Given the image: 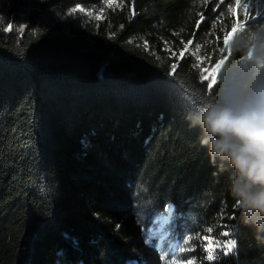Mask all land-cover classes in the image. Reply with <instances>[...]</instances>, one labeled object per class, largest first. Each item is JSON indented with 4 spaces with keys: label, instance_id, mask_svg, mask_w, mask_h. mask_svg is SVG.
I'll list each match as a JSON object with an SVG mask.
<instances>
[{
    "label": "trees",
    "instance_id": "obj_1",
    "mask_svg": "<svg viewBox=\"0 0 264 264\" xmlns=\"http://www.w3.org/2000/svg\"><path fill=\"white\" fill-rule=\"evenodd\" d=\"M228 5L0 0V264H264V233L185 120L239 55L220 51ZM205 236L236 248L208 260Z\"/></svg>",
    "mask_w": 264,
    "mask_h": 264
},
{
    "label": "clouds",
    "instance_id": "obj_2",
    "mask_svg": "<svg viewBox=\"0 0 264 264\" xmlns=\"http://www.w3.org/2000/svg\"><path fill=\"white\" fill-rule=\"evenodd\" d=\"M235 50L214 98L185 120L199 130L212 162L227 170L239 218L264 233V25L250 29Z\"/></svg>",
    "mask_w": 264,
    "mask_h": 264
},
{
    "label": "snow or ice",
    "instance_id": "obj_3",
    "mask_svg": "<svg viewBox=\"0 0 264 264\" xmlns=\"http://www.w3.org/2000/svg\"><path fill=\"white\" fill-rule=\"evenodd\" d=\"M253 7L257 9V13L260 17L259 22H264V0H244L243 3H241V0H235V7L232 6V2L231 0H229L228 11L232 14V16L234 17V20L231 23V31H226L223 34V47L220 49L221 52H224L225 50H227L229 55H231L233 51V47H236L239 44L240 39L244 38L248 34V32H246L243 36L240 37V39H236L235 34L237 33V31L238 30L241 32L244 31V23L239 19L238 10H242L244 20L247 21L249 18V10ZM80 11H83V9H80ZM133 15H135L134 12H133ZM253 19H255V17H253ZM201 20H203V16H201ZM262 25H264V23H262ZM197 26H199V21L197 22ZM11 27L12 26L9 25L8 29L11 30ZM20 30L23 31V29H20ZM191 43L192 41L189 40L188 44H191ZM199 50H200L199 46H197V52ZM184 51H187V45H185ZM184 51H181L180 53L181 58L184 55ZM250 55L251 53H249V56ZM228 58L229 56H221L215 62V64L211 67V69H208V68L201 69L202 72L207 73L206 75H202V80L208 81L209 78H211V82L208 83L207 85L208 90H211L213 88V85L217 81V74L220 72L222 66L225 64V61L228 60ZM203 59H204L203 57H199V56L197 57V61L199 62H202ZM212 231L213 229L211 227L207 229V232L209 233ZM223 235L228 236L229 233L225 232ZM204 239L208 241V243L204 245L205 250L207 251L206 259L208 260L219 258L218 256L215 255L216 247H223L225 249L224 251L225 255L232 253L234 249L236 248V242L234 239L227 241L223 245H221L219 241H213L209 236H205ZM171 264H181V262L178 260H171ZM183 264H195V261L191 259H186L183 262Z\"/></svg>",
    "mask_w": 264,
    "mask_h": 264
},
{
    "label": "rangeland",
    "instance_id": "obj_4",
    "mask_svg": "<svg viewBox=\"0 0 264 264\" xmlns=\"http://www.w3.org/2000/svg\"><path fill=\"white\" fill-rule=\"evenodd\" d=\"M244 0H241V3H243ZM240 12V14H242L241 16V21L244 23V31H248V29H253V28H257L259 27L260 25H262V23L264 22H259L260 21V17L257 13V9L255 7L251 8L249 10V18L247 21L244 20V16H243V12L242 10H238ZM253 17H255V19H253ZM243 31V32H244ZM238 32L240 34H242L243 32L239 31ZM173 210V207L170 206L168 208V213L166 214H163V215H159L157 218H156V226L155 227H152L148 230V236H147V239L148 241L151 243L154 239H157V243L158 244H162L163 243V232H164V228H165V225L169 222L170 220V214ZM175 243L173 244V247H175ZM171 264V263H170ZM183 264V263H181Z\"/></svg>",
    "mask_w": 264,
    "mask_h": 264
}]
</instances>
